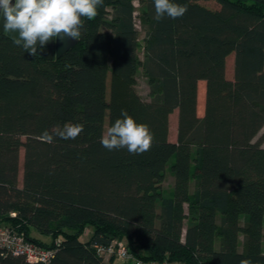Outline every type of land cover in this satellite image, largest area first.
Wrapping results in <instances>:
<instances>
[{"label":"trees","instance_id":"obj_1","mask_svg":"<svg viewBox=\"0 0 264 264\" xmlns=\"http://www.w3.org/2000/svg\"><path fill=\"white\" fill-rule=\"evenodd\" d=\"M173 2L185 15L157 21L154 0H103L60 59L0 33V226L54 249L51 264H113L99 248L115 242L133 258L125 264H264V0ZM140 71L149 101L137 90ZM122 110L155 134L149 151L101 145ZM66 123L84 131L74 140L52 133ZM0 264L32 263L0 249Z\"/></svg>","mask_w":264,"mask_h":264},{"label":"clouds","instance_id":"obj_2","mask_svg":"<svg viewBox=\"0 0 264 264\" xmlns=\"http://www.w3.org/2000/svg\"><path fill=\"white\" fill-rule=\"evenodd\" d=\"M103 0H0V19L4 32L16 34L18 46L35 56L38 48L50 41L79 40L84 28V18L93 20ZM154 18L159 21L165 16L178 19L185 15L187 6L173 0H154ZM102 135L100 143L108 151L126 148L130 154L141 155L149 151L155 142V134L149 125L137 123L126 111ZM84 131L83 124L66 123L55 126L52 133L64 140L76 139ZM53 134L45 131L42 136L52 143ZM241 264H252L242 260Z\"/></svg>","mask_w":264,"mask_h":264},{"label":"built area","instance_id":"obj_3","mask_svg":"<svg viewBox=\"0 0 264 264\" xmlns=\"http://www.w3.org/2000/svg\"><path fill=\"white\" fill-rule=\"evenodd\" d=\"M15 216V214H13ZM0 249L5 252L24 257L27 262L32 264H51L56 251L46 249L35 243L28 241L24 234L19 233L15 228L8 225L0 226ZM101 254L110 257L116 255L123 262L133 259L128 249L122 242H115L108 249L99 248ZM135 264H144L140 260H135ZM150 264H178V263H150Z\"/></svg>","mask_w":264,"mask_h":264},{"label":"rangeland","instance_id":"obj_4","mask_svg":"<svg viewBox=\"0 0 264 264\" xmlns=\"http://www.w3.org/2000/svg\"><path fill=\"white\" fill-rule=\"evenodd\" d=\"M202 5L210 8V9H219L220 6L215 1H201ZM136 7L139 6L138 2L135 3ZM138 15V14H137ZM137 28L140 31V44L143 46V39L145 37L144 32L141 28L140 21L138 17L136 18ZM141 59H143V50L139 52ZM227 77L229 80H234V56L228 58L227 61ZM137 90L142 98L149 101V87H148V80L144 76L143 72L140 71L137 77ZM205 98H206V82L201 81L198 85V106H197V114L199 117H203L205 113ZM170 129H169V140L171 142L177 141V134H178V110H176L170 116ZM108 128V123L106 122L105 125V132ZM262 133H264V128ZM23 164H24V151L21 152L20 157V172H19V184L22 186L23 181ZM174 185V178L172 175L167 172L166 180L163 184V188L165 190H172ZM92 234V230H87L85 235L82 237L83 241H86L90 238Z\"/></svg>","mask_w":264,"mask_h":264},{"label":"water","instance_id":"obj_5","mask_svg":"<svg viewBox=\"0 0 264 264\" xmlns=\"http://www.w3.org/2000/svg\"><path fill=\"white\" fill-rule=\"evenodd\" d=\"M0 33H5L13 39L16 38V34L11 32L10 33L4 32L2 19H0ZM78 42L79 40H74V39L70 40L66 38L63 41L61 40H57L56 42L50 41L43 48H40V46L37 45L38 51L36 55L46 60L60 59L66 53H68L72 48H74L78 44Z\"/></svg>","mask_w":264,"mask_h":264},{"label":"crops","instance_id":"obj_6","mask_svg":"<svg viewBox=\"0 0 264 264\" xmlns=\"http://www.w3.org/2000/svg\"><path fill=\"white\" fill-rule=\"evenodd\" d=\"M33 236H35V237H38V238H40V239H42L43 241H47V242H49L50 241V239H48V238H45V237H42V236H40L38 233H36V232H34L33 233ZM111 257H107V261L110 259ZM113 264H125L122 260H120V259H115L114 260V262H113Z\"/></svg>","mask_w":264,"mask_h":264}]
</instances>
